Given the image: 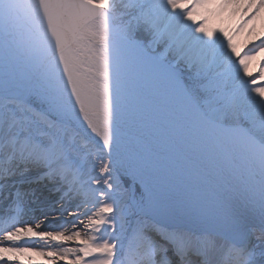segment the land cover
<instances>
[{
    "label": "snow or ice",
    "instance_id": "1",
    "mask_svg": "<svg viewBox=\"0 0 264 264\" xmlns=\"http://www.w3.org/2000/svg\"><path fill=\"white\" fill-rule=\"evenodd\" d=\"M212 3L0 0V264H264V63ZM41 183L82 230L15 227Z\"/></svg>",
    "mask_w": 264,
    "mask_h": 264
},
{
    "label": "bare ground",
    "instance_id": "2",
    "mask_svg": "<svg viewBox=\"0 0 264 264\" xmlns=\"http://www.w3.org/2000/svg\"><path fill=\"white\" fill-rule=\"evenodd\" d=\"M220 3L221 0H213L211 7L215 10H218L220 9V7L217 5H219ZM260 3L261 0H233V2L230 3L227 7L223 8V10L226 12L228 11V13L230 11L229 17L237 16L236 18L240 20H244L245 15L250 16L248 20H246L250 21L248 22L247 28H250L253 25V29L256 30L264 26V7H259ZM236 10L240 12V14L238 13L237 15L233 16L232 13H235ZM227 14H225L226 19L224 20L229 19ZM30 175L34 176L35 173ZM32 187L36 189L38 201L29 205V208L26 210V212L19 217V222L15 224V227H31L34 231L37 232H58L63 231L64 229H68L69 231L82 230V225H80L78 222L76 224V228H72L70 224L63 223L64 220H72L74 218L73 216H68L67 213H64L63 217H61V208L67 207L69 211H73L74 204L65 202L62 205L60 202H58V194H54L49 191L51 185L41 183L33 184ZM24 188L27 189L28 185H24ZM81 211H83V209H81ZM39 212L41 213L39 214ZM74 215L78 216L79 213H74ZM49 221H53V223L50 224ZM37 225H39V227H37ZM8 230L11 231L14 230V228H9ZM3 235L4 232L0 231V244L12 246L11 242L3 240ZM31 237L32 236L30 235L22 236L21 239L17 241V244L20 247L28 248L31 250L23 254L17 253L15 264H35L37 262L40 263V261L43 264H53V262L47 256L41 254L47 253L51 250V247L49 245L56 247L73 248L76 247L74 245L75 243H79L78 241H68L59 242L57 244V242L55 241H49V244L46 245L43 240L36 237L31 239ZM23 243H27V245L22 246ZM40 258L41 260L39 261ZM27 259L29 261H27ZM55 264H66V262L64 260H56Z\"/></svg>",
    "mask_w": 264,
    "mask_h": 264
},
{
    "label": "rangeland",
    "instance_id": "3",
    "mask_svg": "<svg viewBox=\"0 0 264 264\" xmlns=\"http://www.w3.org/2000/svg\"><path fill=\"white\" fill-rule=\"evenodd\" d=\"M198 11L203 12V10H198ZM223 13L227 14L228 11L227 12L224 11L223 8L215 10L214 8L211 7L210 12L205 13L208 16L206 27L214 30H222L224 33H227V35L231 37L232 44L235 46L236 51L239 52L241 55L247 53L251 57V59L246 61V63L248 64L249 72L258 73L261 64L264 63V51H256L255 54L253 55L250 50L253 49L254 46L261 45V41H264V26L256 30L253 29L254 28L253 25L250 28L249 27L247 28L248 22L250 21H246V20H248L250 16L245 15L244 20L243 19L240 20L236 18L237 16H234L237 15L238 13L240 14V12H238L237 10L235 11V13H232L234 17L232 16L229 17L230 16V11H229V13L227 14L229 17L228 20H224L226 19V17L225 14ZM195 19L198 21L203 20V15H197ZM40 213L41 212H39V214ZM32 238L35 237H31V239ZM78 244L75 243L74 245L77 247ZM26 245L27 243H23L22 246H26ZM69 258H72L71 254ZM40 260L41 258L39 259V261ZM27 261L29 260L27 259ZM35 264H43V263H41L40 261V263L37 262Z\"/></svg>",
    "mask_w": 264,
    "mask_h": 264
}]
</instances>
